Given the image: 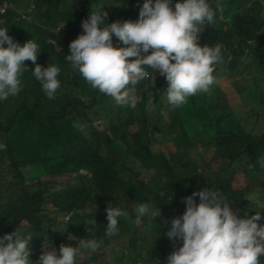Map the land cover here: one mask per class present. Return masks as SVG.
<instances>
[{
    "label": "trees",
    "instance_id": "16d2710c",
    "mask_svg": "<svg viewBox=\"0 0 264 264\" xmlns=\"http://www.w3.org/2000/svg\"><path fill=\"white\" fill-rule=\"evenodd\" d=\"M248 1L221 0L210 5L215 8L216 16L223 15L220 23L226 22L227 17L234 18L239 35L231 28H220L211 41L224 42L227 49L221 55L224 66L245 78L236 86L228 81L220 84L224 95L232 96L235 106L222 99L216 102L218 111H214L212 117L235 126L236 122L228 120L242 104L246 117L254 123L253 129L248 133L232 130L213 133L206 125L205 113L194 112V120L182 121L181 132L159 149L154 139L151 144L145 127L151 118L147 94L155 97L156 107L160 84L155 78L165 79L159 70L146 69L149 75L132 89V93L140 89L142 101L135 109H130L92 88L65 59L70 55L69 43L82 33L79 22L87 9L99 5L115 16L111 2L121 3L115 9L123 22L138 18L143 0L139 3L137 0H0V6L10 3L0 13V26L20 45L34 39L41 49L36 63L42 67L56 65L61 70L58 74L60 88L50 99L32 76L35 65L25 60L19 92L0 101V145H3L0 180L9 178L19 186L13 190L6 186L7 191L0 194V236L15 228L22 234L32 235L28 245L33 261L30 264H34L43 251L54 248L58 252L63 243L75 245L82 239L93 238L103 241L100 246L114 239L127 241V253L116 252V257L120 264H138L136 242L144 238L138 227L121 218L118 234L105 236L104 209L117 207L118 201L120 208L133 219L132 209L126 208L125 202L137 205L147 201L160 209V215L151 219L152 222L148 223L149 216L143 218L142 226L153 235L147 236L149 243L141 260H161L167 250L171 253L181 246L182 241L169 240L164 229L172 218L182 215L186 207L183 198L194 191L212 187L233 199L244 216L260 211L264 217V208H261L264 207V168L256 163L258 157H264V84L258 82L264 79V44L258 40V32L264 28V9H256L258 0H253L250 6H247ZM220 32L222 35L218 36ZM205 36L208 39L210 35ZM219 48L222 50L221 46ZM236 94L247 103L240 104L233 97ZM176 120V114L171 112L163 131L174 128ZM132 125L137 126L136 131H131ZM128 138L129 154L116 160L119 139L127 143ZM160 141L163 140L157 142ZM199 141L207 145L205 152L213 151L207 161L213 165L212 175L203 172L207 165L193 157L186 145ZM131 157L137 163L128 164ZM148 171L149 179L141 177ZM251 178L256 186L249 181ZM138 180L144 183L143 187ZM160 191L164 196L159 195ZM252 192L257 194L254 203L245 197ZM195 199L199 202L198 197ZM48 210L55 216L46 217ZM82 211L89 213L84 216L80 214ZM93 218L97 224L87 232L86 225ZM258 223H264V219ZM97 252L86 251L93 261L99 260ZM260 264H264V257L260 258Z\"/></svg>",
    "mask_w": 264,
    "mask_h": 264
},
{
    "label": "clouds",
    "instance_id": "9594fccd",
    "mask_svg": "<svg viewBox=\"0 0 264 264\" xmlns=\"http://www.w3.org/2000/svg\"><path fill=\"white\" fill-rule=\"evenodd\" d=\"M120 4L111 2L115 16L107 8L108 13L102 8L87 9L79 22L82 33L68 45L70 55L65 59L92 88L112 97L118 105L135 109L136 104L142 101V94L140 89L132 93L133 87L149 75L146 69L159 70L165 78L160 80L159 88L167 85V102L179 108L187 103L189 97L208 93L213 85L219 83L216 65L227 49L224 42L211 41L212 35L208 33L215 15L209 0H175L174 3L173 0H143L139 5L138 18L123 22L115 9ZM2 5L0 9L4 11L8 7L7 2ZM219 8L217 3L216 10ZM227 25L230 26L228 19L220 23L218 30L231 28L236 36L239 35L238 30ZM203 30H206L205 35H210L208 39L204 35L203 39L215 46L198 43V34ZM221 35L220 32L218 36ZM40 51L35 41L29 39L20 45L8 35L5 27L0 26V101L19 92L25 60L35 65L31 73L44 94L50 99L55 97L60 88L58 74L61 70L56 65L42 67L37 64ZM137 93H140V98ZM132 126L131 131H136ZM129 142L130 138L127 143L119 139V151L114 156L116 160L129 154ZM130 161L132 157L127 163ZM256 163L264 168V157H258ZM0 184L2 193L7 191L6 186L10 190L19 187L9 178L0 180ZM245 197L254 203L257 194L252 192ZM229 201L212 187L184 197L185 211L166 223L164 229L169 240L182 241L181 246L171 253L166 249L161 260L140 258L138 264H162L164 261L163 264H260V258L264 257V223L258 222L264 217L260 211L241 217L229 207ZM104 210L107 222L105 236H115L119 232V220L127 219L128 213L120 207L108 206ZM132 212L136 224L143 223L145 216L154 219L160 215V209L147 201L137 204ZM96 224L95 218L90 220L86 225L87 232ZM31 238L32 235L22 234L17 228L0 236V264H30L28 245ZM102 242L93 238L82 239L75 245L63 243L58 252L54 248L43 251L34 264H77L84 251L91 254ZM143 253L138 256H143Z\"/></svg>",
    "mask_w": 264,
    "mask_h": 264
},
{
    "label": "rangeland",
    "instance_id": "374dc122",
    "mask_svg": "<svg viewBox=\"0 0 264 264\" xmlns=\"http://www.w3.org/2000/svg\"><path fill=\"white\" fill-rule=\"evenodd\" d=\"M212 1L221 2V0H209V4ZM174 2L175 0H173V3ZM252 3H253V0L248 1L247 6L252 5ZM257 4L258 5L256 6V9L258 11L261 8L264 9V0H258ZM7 5H10V3L8 2ZM93 7H95V9H100L99 5H95V6L93 5ZM211 7L215 11V8L213 6ZM0 11H3V10L0 9ZM218 18L219 20H222L223 16L219 15ZM229 18L230 17H227L226 20L228 19L230 26L235 29L234 18H230V19ZM219 20L216 18V11H215L214 20H213L214 23L211 28V32H208V33H211L212 36H215L217 34L216 32L218 31V28L220 26ZM205 24L208 25V23H205ZM205 31L206 30H203L201 33L198 34L199 35L198 43L201 46H203L204 44L215 46L214 44H211L210 42L203 39L205 35ZM258 33H260L258 34V40L260 41L261 44H264V28H262ZM33 41L35 40L33 39ZM225 64L226 63L221 60V62L216 65V74H218L219 76V83L213 85L208 93H198L194 96L189 97L187 103L183 105L182 107L175 108L167 102V98L165 94L167 85H164L162 88L158 89L159 102L156 105V107H155V103H153L155 100V97L151 94L147 96L149 117H151L153 121L148 119L145 123V127L149 133L148 138L151 144H152V140L154 139L156 141V147L159 149L163 148L167 140H172L173 138H175L176 134H179L181 132L180 123L182 121L185 123H189L191 120H194V117L196 115L194 114V112L197 113L199 111L205 113V115L208 117L206 120V125L210 132L219 133V132H228L232 130L233 133H242L243 131L248 133L253 129L254 123L248 120V118L246 117V113H245V106L241 104V102L247 103V101L246 99H242V97H240L238 94L233 95V97H235L240 102L242 107L238 105L235 108V111H236L235 116H233L232 118L228 120L233 124L236 122L235 126L234 125L231 126L230 123H227L225 121L212 117V115L214 114L213 112L216 110L218 111V104L216 106V102L219 103V101H221L222 99L231 101L230 102L231 106H235V101L232 100V96L224 95L223 91L221 90L220 84H224L226 81H228L232 86H236L239 83V80H241V78L245 80L243 75H241L240 73L236 75L228 71L227 69H224L223 66ZM155 79H158V83H161L160 78H155ZM258 82H261L262 84H264V79L263 80L259 79ZM218 87L220 89L219 92L217 91ZM137 96L138 98H140L141 96L140 93H137ZM160 103H162L163 105H161ZM196 106H200L201 109H197ZM171 112H174L176 114V117H177L176 124L174 128L169 129L168 132H165L163 131V127L169 122ZM146 114H147V111H146ZM236 116L239 118V120ZM176 126L178 127V129L176 128ZM181 126H188V125L181 124ZM136 128H137L136 125L132 126L133 130H135ZM170 131H172V133L170 134L171 137H169L168 135ZM164 134H167L168 137L166 138ZM148 138L147 136H145L144 138L145 142L147 141ZM159 140H163V141L157 142ZM186 145L188 146V149L190 150L193 157H195L198 160H201L202 163L207 165L206 171H203V172L205 174L212 175L211 172L213 170V165L207 161H210V157L213 155V151L210 149H207V151L205 152V146L207 145L202 141H199L197 143L187 142ZM151 150L153 153H155V149L153 148L152 145H151ZM135 163L137 162L130 161L128 164H135ZM182 173L185 174L186 172L183 171ZM141 175H142L141 177H144L145 179H149L151 176V173L148 171V173H144ZM235 177L236 176L234 175V178ZM90 178L91 177H89V180ZM249 181L253 183V186L257 185L253 178H251ZM137 182L139 186L143 187L144 185L143 182L139 180ZM2 190H3V187H1V184H0V194L2 193ZM159 195L164 196V192L160 191ZM227 199L230 200L229 207L239 216L244 217L241 207L237 209L236 205L233 202V199L229 198L228 196H227ZM118 203L119 204L117 207H121L120 201H118ZM123 205L126 206V208H130V209H133L136 206L135 204H131L128 202H125ZM45 213H46V217L48 218H52L55 216V214L50 210L46 211ZM85 213L88 214L89 211H86V212L82 211L80 214H84L85 216ZM127 219L130 223L138 227L139 234L144 237L143 239H138L136 242L137 250L135 252H137L138 254H141L146 250V244L149 243L147 236L151 237L153 235V232L150 229L143 227L142 223L141 224L134 223L133 222L134 219L131 218L130 216H128ZM147 221L148 223L152 222L151 218H148ZM128 247H129V244L127 241L123 242L122 240L114 239V240H111V242L106 245L105 244L102 246L99 245V247L96 250L98 251L97 252L98 254L97 256L99 257L98 261L91 260L90 259L91 256H89L86 253V251H84L81 257L79 258L77 264H120V260L116 257V254H117L116 252H120V254L127 253ZM141 257L143 256L140 255V258Z\"/></svg>",
    "mask_w": 264,
    "mask_h": 264
}]
</instances>
